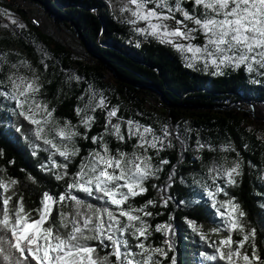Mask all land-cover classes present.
I'll return each instance as SVG.
<instances>
[{"label":"snow or ice","instance_id":"obj_1","mask_svg":"<svg viewBox=\"0 0 264 264\" xmlns=\"http://www.w3.org/2000/svg\"><path fill=\"white\" fill-rule=\"evenodd\" d=\"M127 2L134 6V9L127 6L122 9L130 11L135 17L130 22H145L147 26L139 31L185 54L189 60L188 67L203 61L206 67L209 64L217 68L221 65L237 68L247 65V70L252 72L255 70L253 65H256L264 69V0H191V11L186 10L181 0H173L172 3L169 0ZM177 13L181 19L177 18ZM15 22L12 20V23ZM198 35L203 36V44L193 43ZM187 54H190V59ZM4 62L3 56H0V71ZM22 66L31 67L26 61L10 65L15 71L9 72L5 80H0V85L7 83V90L0 91V96L15 102L14 111L33 125L36 139L48 146L43 150H51L49 163L42 165L41 170L51 172L58 169L54 173L55 179L63 180L70 175L69 163L80 154L75 138L81 133L71 122L66 121L61 125L54 118L55 109H50L40 98L43 85L39 82V76L34 72L30 76L21 73ZM104 106V99L95 105ZM89 108L94 110L91 99L85 108L76 109L78 115L85 113L81 124L86 129L91 128L95 119L86 114ZM116 116V110L108 112L105 134L114 135L122 143L126 139H135L133 151H113L103 135L93 136L92 143L99 147L81 158L78 170L71 174L66 190L58 197L48 191L43 192L40 206L34 210L35 216L25 209L23 196L16 200L15 206L11 203L16 194L7 193L19 181L15 178L8 181L0 179V264H162L155 257L168 258V252L174 250L170 240L164 241L167 251L145 243L151 232L143 217L152 215L146 208L155 202L150 199L142 207H133L128 202L145 194L148 191L145 181L158 178L160 165L169 163L164 159L154 165L153 157L148 153L155 150L158 154L164 147H172L168 138L173 133L164 128L157 134L152 127L132 119L122 121L126 125V130L122 131L121 123H112L111 118ZM84 138L87 139L86 136ZM198 147L203 148L204 145L198 142ZM57 154L68 163L53 160L52 157ZM240 168L238 161L227 166L225 158L224 164H214L209 169L215 187L212 190L211 186H207V195L216 216L224 225L223 229L216 227L211 232L219 234L223 230L228 234L218 242L209 243L207 234L201 230L202 226H198L194 220H188V225L214 249L213 254H204L207 260L222 261L224 264H264L261 249L256 244L257 231L255 228L246 230L242 222L246 213L241 206L234 198L223 201L216 199L220 193L228 195L224 187L216 184V180L222 179L226 185L234 186L236 177L241 174ZM28 178L36 182L31 174ZM74 193H83L104 203H89ZM69 202L70 210L63 211ZM167 202L165 199V206ZM54 211L57 212L58 222L50 223ZM155 231L167 236L172 229L170 225L158 224ZM233 233H238L241 239L234 240ZM128 237L135 243L131 244ZM92 241L97 243L93 244ZM246 245L251 248V253L245 248ZM98 248H110L111 251L101 256ZM171 264H176L175 256L171 257Z\"/></svg>","mask_w":264,"mask_h":264},{"label":"trees","instance_id":"obj_2","mask_svg":"<svg viewBox=\"0 0 264 264\" xmlns=\"http://www.w3.org/2000/svg\"><path fill=\"white\" fill-rule=\"evenodd\" d=\"M18 1L20 0H9V3L13 5ZM23 1L39 7L78 35L89 55L96 61V65L91 69L96 71L98 83L101 84L103 72H110L116 82L118 94L125 100L159 101L169 122L187 127L188 137L212 147L223 143L230 144L243 163L232 195L237 198L241 209L246 213L248 225L256 229V244L264 257V213L255 192L258 188L257 171L264 167V142L259 141L255 134L247 129L252 124L251 120L244 114L227 110L229 104L264 102V91L254 86L242 69L210 76L186 67L169 46L153 39L133 42L128 29L110 15L101 0ZM20 12L25 17L23 11ZM25 18L29 26L25 33L47 46L56 58H61L65 52L63 47L44 36L42 28L29 25L28 17ZM85 75H91L90 69ZM76 105V96L64 98L56 106V115L75 123ZM104 129L105 119L101 113L97 115V121L90 129L81 130L87 139L78 143L80 154L69 165L70 175L78 170L81 158L94 149L92 137L99 136ZM207 155L208 159L212 157ZM162 157L169 161L160 177L164 186L175 171L185 176L192 175L195 163L190 157L181 158V150L178 147L165 151ZM46 158L45 151L29 125L18 121L17 116L4 118L0 123V174L4 172L9 178L19 181L15 186L16 196L11 203L15 206L16 200L23 196L25 209L32 211L34 216V210L40 206L43 192L48 191L58 197L66 188L65 181H57L49 171L41 170V166L47 161ZM22 169L24 171H21ZM29 174L35 177V183L28 178ZM185 190L178 184L169 187V197L173 200L168 201L167 207H157L153 210L156 217L152 225L172 220L177 226L178 264H224L222 261L207 260L204 254L210 255L208 246L183 228L184 220H194L199 225L211 227L205 207H178L184 199ZM152 198L154 193L149 187V190L136 197L133 203L142 206ZM57 222V213L53 212L50 223ZM161 243L160 235L155 234V244ZM108 251L111 249L98 248L101 256ZM112 259L114 260V257Z\"/></svg>","mask_w":264,"mask_h":264},{"label":"rangeland","instance_id":"obj_3","mask_svg":"<svg viewBox=\"0 0 264 264\" xmlns=\"http://www.w3.org/2000/svg\"><path fill=\"white\" fill-rule=\"evenodd\" d=\"M101 1L103 2L110 15L117 22L124 25L128 29L133 42L146 39H153L159 42L155 37L149 35L148 33H141L139 31V29L145 28L147 26L145 22L137 21L135 24L130 22L134 20L135 17L132 16L130 11H122L125 6L134 9L133 5H128L127 0ZM169 2L172 3L173 0H169ZM181 2L184 4L186 10H192L193 4L191 0H181ZM149 7H153V5H149ZM20 10L23 11L25 17H28V15H30L38 16L41 18L43 24V27L41 29L42 34L56 41L65 50L64 54L61 55V58H56L47 46L40 43L33 36L25 33L29 29V26L26 23V18L22 16ZM177 18H182L179 16V13H177ZM12 20H15L16 22L12 23ZM16 25L19 26V29L14 28ZM21 25H23V27H21ZM204 42L205 41L202 35H198L197 39L193 41V43L197 45L203 44ZM164 45L172 48L180 57L183 64L188 67L187 64L189 60L185 58V54H181L169 44ZM25 46H27L29 49H26ZM0 56H3L5 61L3 63V70L0 71V80H5L9 72L15 71V69H12L10 67L11 64H17L20 61H26L27 64L31 66L30 68H25L22 66L20 68V72L29 76L34 72L37 76H39V82L43 85V87L41 88L40 98L48 104V107L50 109H55V112L53 114L54 118L59 121L61 125H63L66 121H70L62 119L56 115L57 104L64 98L76 96L77 105L75 107V113L77 116V122H71V124L75 126L76 130L80 133L82 129H88H86L81 124V119L85 115V113H81L80 115H78L76 109L85 108L86 105H88L90 99L94 110L92 108H89L86 114L95 118L92 125L97 121V115L103 113L106 126L108 112L116 110L117 116L111 118L112 123H121L122 131L126 130V125H124L122 121L132 119L134 121H138L144 126L152 127L154 130H156L157 134H159L164 128H167L170 132L173 133L168 138L169 140H171V143L173 145L172 147H164L159 151L158 154L155 150L149 151L148 155L153 157V164L157 165L159 164V161L164 160V158L162 157V153H164L165 151H172L175 147H178L181 150V158L189 159L190 157L195 163V167H193L192 175L188 176L183 175L179 171L173 172L171 182L167 186H164V183L160 182L161 174L166 166V164H163L160 165L161 171L157 173L158 178L152 177L145 181V187L148 190L150 187L154 193V198H152L151 200L155 202L153 205H148V207L146 208V211L151 212L152 215L143 217V219L149 225V231L151 232V235L148 237V240L145 241V243L152 245V247L164 248L165 251H167V246L164 244L165 239L170 240L173 244L174 250L168 252L167 259L159 255L155 257L156 259L161 260L162 264H171L172 256H175L176 264H178L179 259V249L176 243V231L178 229L177 226L173 224L172 220L168 223H161V225H170L172 229V231L167 236H165L163 232H156V226L152 225V221L156 217L153 210L157 207H167L168 202L165 206V199H167V201L173 200L171 197H169L170 186L178 184L186 189L184 199L179 204L176 203L178 204L179 208L183 209L187 207H205L206 213L211 221V227L208 228L204 225H197L202 226L201 230L205 234H207L209 243L213 241L218 242L222 237L228 234L223 230L219 234H214L211 232V229L216 227H220L223 229L224 225L220 218L216 216L215 209L212 208V201L207 195L206 187L211 186L212 190H214L215 186L213 185L212 179L210 178L209 169L214 164H224L225 158L227 166H231L234 161H238L241 165V172L243 165L242 160L240 156L235 152V150H232L233 148L229 143H223L217 147H212L207 143L196 140L195 138L188 137L189 131L187 127L185 125L182 126L181 124L169 122L168 116L165 115L164 109L159 101L152 102L149 99H147L146 102H140V100L138 99L125 100V98L118 94V91L115 88L116 82L110 72H103L104 76L102 79H100L102 85L98 83L96 81V71L91 69L96 65V61L89 55L78 35L64 23L56 20L50 15H47L35 5L30 4L28 8H26V11H24L18 6L11 5L9 3V0H0ZM187 56L190 59V54H187ZM188 68L206 73L210 76L227 74L238 69H242L247 75L249 81L259 90L264 91V69H260L256 65H253V68L255 70L252 72H249L247 70V65H241L239 68L234 66L221 65L219 68H217L216 66L210 64L206 67L203 61H197L195 62L194 67ZM89 69L91 75L87 77L85 75V72ZM6 90L7 83H5L4 85H0V91ZM100 99H104L105 106L95 107ZM14 108V101L0 96V123H2L4 118L6 117L10 118V116H17L18 121L26 123L33 129V125L29 124L26 120H24L23 117L19 116L14 111ZM255 109L256 108L251 102L229 104V106L227 107V110L244 114L247 119L251 120L252 124L249 125L247 129L253 132L259 141L264 142V108L258 106V109L261 111V114L258 117H256ZM101 135H103L104 141L108 143L109 148L113 151L120 149L126 152H132L133 145L136 144L135 139H126V142L122 143L118 141L114 135L105 134V129L99 136ZM75 139L77 146L80 140H85L82 133ZM37 141L39 142V144H41L42 150L48 147L44 145L42 141ZM198 142L199 144H203L204 147L199 148ZM165 144H167V141H165ZM98 147L99 146L95 144L94 149H97ZM225 148H229L230 150L225 151ZM50 151H45L47 161L44 163V165L49 163ZM207 154L212 155V157L208 159L209 156ZM75 158H73L72 162L69 163V165L73 163ZM52 159L57 163H68L67 161H64L63 158L58 154L52 157ZM69 170L70 169L68 166V172ZM56 171L59 170L53 169L50 173L55 177L54 173ZM239 176L236 177L237 182ZM0 178L4 181H8L9 179H11L4 172H1ZM71 178V175H69L62 181H65L67 186V183ZM257 181L258 188L255 192L257 201L261 207V205H264V167L258 169ZM216 184L224 187L225 191L228 193L227 196H225L223 193L218 194L216 197L217 200L223 201L229 198H234L235 202L238 203L237 198L232 195V191L236 187L237 183L234 186H228L222 179H217ZM153 185H156V187H153ZM15 186L9 190V192L7 193L8 195H12L13 192H15L16 194ZM260 190L262 192H260ZM74 194L79 195L89 203H94L97 205H102L104 203L103 201H98L93 197H88L83 193ZM15 196H13V199ZM135 198L130 199L128 203L133 207H142L144 204L142 206H136L133 203V200ZM108 206L113 207L111 205ZM125 207H127V205H125ZM70 208L71 202H69L68 207L63 208V211H69ZM261 210L264 213V207H261ZM54 212L57 213L56 211ZM140 215L143 214L141 213ZM242 222L245 224L246 230L252 229V227L248 225L245 217L242 218ZM182 225L187 232L197 236L200 242H202L205 246H208V243L202 240L196 232L192 231V229L188 225V220H184L182 222ZM155 234H159L162 239V243L160 245L155 244ZM232 236L234 240L241 239V236L238 233H233ZM128 238L131 244L135 243V241L131 237ZM93 242L95 241H92L91 243ZM207 248L210 255L213 254L214 249L210 248L209 246ZM245 248L249 253H251V248L248 245H246Z\"/></svg>","mask_w":264,"mask_h":264},{"label":"built area","instance_id":"obj_4","mask_svg":"<svg viewBox=\"0 0 264 264\" xmlns=\"http://www.w3.org/2000/svg\"><path fill=\"white\" fill-rule=\"evenodd\" d=\"M14 6H18L19 8H22L24 11H26V8H28V6L30 5V3L20 0L17 3L13 4ZM28 24L31 25L32 27H36V28H42L43 24L41 21V18L38 16H30L28 15ZM15 29H19V26L16 25L14 27Z\"/></svg>","mask_w":264,"mask_h":264},{"label":"water","instance_id":"obj_5","mask_svg":"<svg viewBox=\"0 0 264 264\" xmlns=\"http://www.w3.org/2000/svg\"><path fill=\"white\" fill-rule=\"evenodd\" d=\"M253 105L256 108L255 109L256 117H258L261 114V111L258 109V106L264 108V102H260V103L259 102H254ZM171 177H172V174H171ZM170 182H171V180L169 179V182L165 186H167Z\"/></svg>","mask_w":264,"mask_h":264}]
</instances>
